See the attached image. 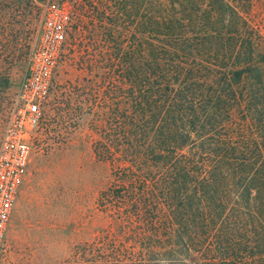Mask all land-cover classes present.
<instances>
[{"label":"trees","instance_id":"1","mask_svg":"<svg viewBox=\"0 0 264 264\" xmlns=\"http://www.w3.org/2000/svg\"><path fill=\"white\" fill-rule=\"evenodd\" d=\"M66 1L90 78L48 132L101 108L110 168L87 264H264V0Z\"/></svg>","mask_w":264,"mask_h":264},{"label":"rangeland","instance_id":"2","mask_svg":"<svg viewBox=\"0 0 264 264\" xmlns=\"http://www.w3.org/2000/svg\"><path fill=\"white\" fill-rule=\"evenodd\" d=\"M49 2L44 16L31 9H13L9 4L3 9L0 142L43 22L52 13L69 18L71 7L66 0ZM34 4L41 7L39 0ZM71 24L68 21L63 52L41 126L33 139L31 163L19 190L0 264H87V245L94 243L107 225L105 215L96 210L95 200L108 186L110 168L97 162L91 151L92 143L99 138V129L95 128L102 124L103 110L97 108L89 114L84 109L61 130L62 138L48 132L56 127L50 124L56 97L71 84L87 89L90 78L78 64L81 48L74 41Z\"/></svg>","mask_w":264,"mask_h":264},{"label":"built area","instance_id":"3","mask_svg":"<svg viewBox=\"0 0 264 264\" xmlns=\"http://www.w3.org/2000/svg\"><path fill=\"white\" fill-rule=\"evenodd\" d=\"M68 21L52 13L42 24L37 45L29 54L23 80L0 142V258L17 203L19 190L31 163L33 139L43 120L53 80L66 39Z\"/></svg>","mask_w":264,"mask_h":264}]
</instances>
